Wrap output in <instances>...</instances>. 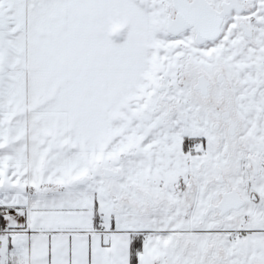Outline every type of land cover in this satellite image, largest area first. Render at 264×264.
Returning <instances> with one entry per match:
<instances>
[{"label":"snow or ice","instance_id":"obj_1","mask_svg":"<svg viewBox=\"0 0 264 264\" xmlns=\"http://www.w3.org/2000/svg\"><path fill=\"white\" fill-rule=\"evenodd\" d=\"M0 264H264V0H0Z\"/></svg>","mask_w":264,"mask_h":264}]
</instances>
